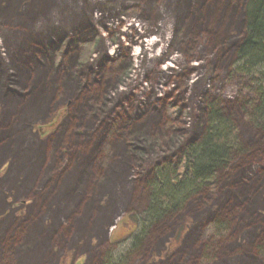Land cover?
<instances>
[{"label":"rangeland","instance_id":"1","mask_svg":"<svg viewBox=\"0 0 264 264\" xmlns=\"http://www.w3.org/2000/svg\"><path fill=\"white\" fill-rule=\"evenodd\" d=\"M31 1L32 6L23 10L25 19L12 7L0 13V68L18 44L34 52L33 45L62 33L64 43L49 49L57 71L66 63L62 55L69 43L67 35L86 21L91 28L90 36L87 33L77 43L70 69L73 78L61 76L63 89L55 73L49 80L55 85L48 88L45 80L43 88L38 87L42 95L47 89L46 100L6 101L0 96V127L17 124L10 133L0 131V140L15 139L21 129L18 124L26 121L29 127L18 138L23 137L25 147L36 149L34 154L47 155L44 164L32 170L25 152L19 153L18 148L0 152V264H102L108 260L114 264H236L238 251L249 245L251 257L256 258L249 259L250 254L243 252L237 264L248 259L264 264L253 251V242L264 229V130L241 110L245 103L254 105L260 92L251 75L235 67L241 24L233 26L236 21L231 18L226 22L223 12L229 1L238 0H190L189 9L214 3L199 27L191 25L192 18L191 22L182 18L191 13L185 11L186 0ZM1 2L7 5L8 0ZM238 2L241 7L243 0ZM85 38L94 40L89 50L82 49ZM102 67L104 77L111 78L99 96V81L95 84L90 79L100 77ZM85 90L87 111L99 115L79 122L83 104L77 102L76 94ZM208 101L233 111L245 146L219 175L234 183L231 190L240 185V179L250 189L240 198L234 195L227 206L219 204L220 211L213 214L196 212L193 204L174 222L160 220L136 240L142 225L131 217L145 207L150 170L196 137ZM169 103L181 108L178 117L167 114ZM60 112H64L61 122L46 132L49 127L43 126ZM100 121L103 126L88 154L73 157L70 149L89 146L86 132L94 131ZM113 123L128 127L124 132L119 129L121 141L113 138ZM125 164L129 167L124 168ZM220 194L217 189L205 196L211 197L210 203L217 202ZM224 198L228 199L226 193ZM218 215L225 216L228 231L213 238L203 227L208 218ZM207 243H212V254L204 259L201 250ZM228 253L233 255L231 260Z\"/></svg>","mask_w":264,"mask_h":264},{"label":"trees","instance_id":"2","mask_svg":"<svg viewBox=\"0 0 264 264\" xmlns=\"http://www.w3.org/2000/svg\"><path fill=\"white\" fill-rule=\"evenodd\" d=\"M238 1H229L223 9L226 22L228 19H233L232 21H236L235 24L233 23V26H236L237 22L239 25L241 24L240 37L235 42L234 48L235 67L242 74L251 75L253 82L258 85V90L260 92L258 101L254 105L245 103L243 106H241V110L244 117L248 121L252 122V124L258 129L264 130V0H243L241 7ZM190 2V0H186L187 5L185 11L190 8ZM210 2L202 4L201 6L199 4L197 7L189 9L191 13H186V16H183L182 18H184L186 21H190L192 18L193 23L190 21L191 25L199 27V24H204V15L207 11L206 9L211 8V6L214 4ZM217 5V11L221 12V3ZM30 6H32L31 0H8L7 5L0 0V8H2L0 13H2V11L3 14L7 13V10L12 7L13 9L18 10L20 17L25 19V12L23 10L28 9ZM47 7L48 6H45L42 10ZM199 16L200 18H198ZM34 18L35 17H33L31 20L33 21ZM213 20L216 21L215 18ZM87 22L88 21L75 30L72 35H67V40L69 43L67 46H65L66 53L64 52L65 54L62 55V59H64L66 63L57 71H54L53 62L51 61L52 52L50 50H52L53 47L56 48L58 43H64L65 36H62V33L52 34L50 37L45 38L43 43L33 45L34 52H26L25 50L27 47H24V43H22V45L18 44L16 50L17 52L14 51V53L10 55L8 61H6L0 68V96L2 99L8 101L11 99H18V97H20L24 102H29V100L34 98L38 99L39 97L40 100H46L47 98L45 97V94H48L47 89L44 91V96L42 95L43 93H40V88L42 87L45 80H48L47 82L49 84L51 76H55V73L56 76L58 74L57 80L59 87L63 89L64 87H62L63 83L61 81L62 74L68 75L69 79L73 78L71 75L72 71L70 69L72 67L71 64L73 63V59L76 57V52L78 49L77 43H79V41L84 37L90 36L89 30L91 27L88 26ZM220 25L221 27H224V21ZM225 40L227 43H230V39ZM93 43V39L84 41L82 43V49L89 50ZM50 47H52V49H50ZM103 68L104 67L98 69V74L100 73V77L96 76L95 78L90 79L89 72V75L86 74L87 78L85 77V80H88V83L89 79L93 83H95L96 80L99 81L97 84L95 83L99 96L102 95L104 87L110 83L111 78L104 77L105 72L102 71ZM47 72L49 73L47 74L48 77L44 78L43 73ZM51 72L53 74H51ZM77 82L80 81L78 80ZM88 83L86 85H88ZM48 84V88L51 86V84L55 85V83ZM38 87H40L39 90ZM86 94V90L80 94H76L78 95L77 102L80 105L83 104L80 106V109L82 108L83 115L80 117L79 122L86 120L88 121V118L95 120L99 115V113H97L95 117V115H91L90 112L87 111L86 108L88 106L86 107V105L88 103L86 101ZM55 98L56 97H53V100H55ZM206 103L204 116L202 117L203 123L201 128L198 130L196 137L187 141L175 156L156 163L150 170V173L146 179L147 196L145 207L143 208L140 215H133L131 217L135 223L140 221L142 225L141 232L136 235V240L140 236L143 237L150 226L163 219H169L171 223V221L175 220L179 213H182L193 204H195L196 207L194 208L192 206V208H194L196 212L199 211L201 213L206 212L213 214L216 211H220V206L218 207L219 204L227 206L234 195H237L238 198H240V193L243 195L247 189H250L249 183L240 179V185L237 188L231 190L229 187L234 185V183L228 184V177H221L219 175L221 171L225 170L233 157L245 150V146L242 144L239 134V127L233 111L223 108L222 106H217L214 101H208ZM30 105L34 106V103ZM75 106L77 108V104L74 105V112H76ZM166 112L171 117H178L181 113V108L177 107L175 104L169 103L166 106ZM147 114L148 113H146V115ZM63 116L64 112H60L58 116L48 120V122L43 126L44 128L49 127L46 132L54 128V126H57V124L61 122ZM90 116L93 118H90ZM124 119H121L120 124L121 122L123 123ZM16 122H18L17 117ZM16 125L17 124L14 123V127ZM18 125L21 126V129L18 131L19 134L15 139H10L9 137L7 140H0V152H14V150L18 148L19 150L17 151H19V153L25 152L24 156L28 158L27 162L31 164V169L34 170L36 168L37 170L40 164H44L45 160L47 159V155H44L41 152L34 154L32 150L36 151V149L31 147L29 148L28 146L25 147L23 145L21 140L23 137H20V139L18 137L24 133L23 128L27 129L29 125L26 121H23ZM97 125H99V127H97L94 131L90 133L86 132V136L89 137L88 144H90L89 146L87 145L88 147L85 145L84 149H78L75 151L70 149V154L73 157L76 154L79 156H85L88 154L90 146H93L92 144L95 143L96 136L94 135H96V133L99 131V128L103 126V122L100 121V124ZM14 127L9 124L6 127H0V131L2 134L4 132L10 133V131L14 130ZM111 128H113L112 131L115 130V135L113 138L121 141L122 137L120 133L118 134L119 129L124 132L128 127L119 128L117 125H115V123H113ZM70 130L74 131L75 129L73 127ZM73 134L78 133L76 132ZM98 137L99 136H97V139ZM78 138L81 139L82 137ZM43 158L44 161L42 160ZM131 165L132 164H130V166ZM123 167L127 168L129 165L125 164ZM120 175H122V172ZM217 189L219 190V193H221L220 197L217 198V202L213 200L209 203L208 201L211 197H206L205 194L210 192V190H213L214 192ZM225 193L228 199L224 198ZM234 197L236 198V196ZM212 199H214V197H212ZM204 201H207V203H204ZM224 217L225 216L218 215L208 218L203 227L204 232L213 238L222 237L228 231V222L226 219H224ZM200 218L202 219L203 216L201 215ZM198 222L199 221H196L195 225H198ZM257 236L260 237L258 238V241L253 242V251H256L257 256L264 260V229H262V231L259 232ZM231 239H233V237H230V240ZM227 240H229V238ZM211 244L207 243L206 247L201 250V256L204 259L205 256L212 254L209 253L210 247L212 246ZM249 247V249H243L240 252L238 251L239 257L234 260L236 261V264L241 262L239 259L241 257L240 254H244L243 252H245L246 255L250 254L249 259L256 258L254 255L251 257L252 247L250 245ZM211 252L214 251L211 250ZM232 257V254H227V260H231ZM249 259L245 264H253V259L251 262H249ZM108 261L109 262L102 264H114L110 260Z\"/></svg>","mask_w":264,"mask_h":264}]
</instances>
